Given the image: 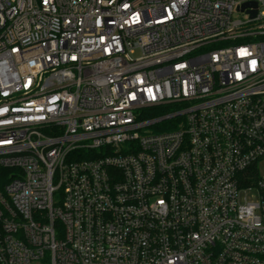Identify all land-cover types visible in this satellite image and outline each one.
<instances>
[{
  "label": "built area",
  "instance_id": "built-area-1",
  "mask_svg": "<svg viewBox=\"0 0 264 264\" xmlns=\"http://www.w3.org/2000/svg\"><path fill=\"white\" fill-rule=\"evenodd\" d=\"M0 166V264H264V0H0Z\"/></svg>",
  "mask_w": 264,
  "mask_h": 264
},
{
  "label": "trees",
  "instance_id": "trees-1",
  "mask_svg": "<svg viewBox=\"0 0 264 264\" xmlns=\"http://www.w3.org/2000/svg\"><path fill=\"white\" fill-rule=\"evenodd\" d=\"M161 113H162V111H160L158 109H154V110H152V112L149 116L155 117V116L160 115ZM9 175H10V170L4 169L0 166V188H2L4 186V184L6 183V181H8Z\"/></svg>",
  "mask_w": 264,
  "mask_h": 264
},
{
  "label": "rangeland",
  "instance_id": "rangeland-1",
  "mask_svg": "<svg viewBox=\"0 0 264 264\" xmlns=\"http://www.w3.org/2000/svg\"><path fill=\"white\" fill-rule=\"evenodd\" d=\"M235 16H237V17H242L241 14H235ZM261 175H264V168L261 169Z\"/></svg>",
  "mask_w": 264,
  "mask_h": 264
},
{
  "label": "water",
  "instance_id": "water-1",
  "mask_svg": "<svg viewBox=\"0 0 264 264\" xmlns=\"http://www.w3.org/2000/svg\"><path fill=\"white\" fill-rule=\"evenodd\" d=\"M245 6V5H244ZM256 11H253L252 14L255 15Z\"/></svg>",
  "mask_w": 264,
  "mask_h": 264
}]
</instances>
